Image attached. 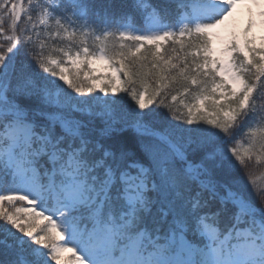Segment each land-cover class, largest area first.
<instances>
[{
	"label": "snow or ice",
	"instance_id": "1",
	"mask_svg": "<svg viewBox=\"0 0 264 264\" xmlns=\"http://www.w3.org/2000/svg\"><path fill=\"white\" fill-rule=\"evenodd\" d=\"M0 264H264V0H0Z\"/></svg>",
	"mask_w": 264,
	"mask_h": 264
},
{
	"label": "rangeland",
	"instance_id": "2",
	"mask_svg": "<svg viewBox=\"0 0 264 264\" xmlns=\"http://www.w3.org/2000/svg\"><path fill=\"white\" fill-rule=\"evenodd\" d=\"M66 255H70V253L69 254H66Z\"/></svg>",
	"mask_w": 264,
	"mask_h": 264
},
{
	"label": "trees",
	"instance_id": "3",
	"mask_svg": "<svg viewBox=\"0 0 264 264\" xmlns=\"http://www.w3.org/2000/svg\"><path fill=\"white\" fill-rule=\"evenodd\" d=\"M17 206H21V205H17Z\"/></svg>",
	"mask_w": 264,
	"mask_h": 264
}]
</instances>
